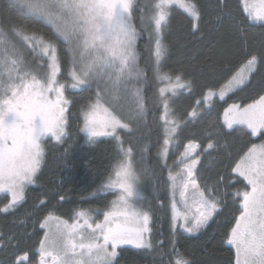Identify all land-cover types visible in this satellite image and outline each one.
I'll return each instance as SVG.
<instances>
[{
    "label": "snow or ice",
    "instance_id": "6c2138e0",
    "mask_svg": "<svg viewBox=\"0 0 264 264\" xmlns=\"http://www.w3.org/2000/svg\"><path fill=\"white\" fill-rule=\"evenodd\" d=\"M243 4L247 19L264 29V0ZM176 9L185 14L192 34L205 27L219 31L231 18L227 0H7L0 9V193L6 201L0 213L15 216L29 186L37 184L48 145L66 143L74 104L69 88L89 93L79 110L87 142L108 137L116 150L99 189L115 197L105 209L79 208L65 219L55 205L39 198L34 206L45 211L34 221L43 233L37 258L21 247L30 235L26 221L14 219V226L23 227L11 234L0 231V264H121L123 246L158 255L159 264H173V257L175 264H192L177 248V228L194 235L207 227L223 210L221 192L229 188L235 189L231 198L238 205L225 233L234 264H264V139L235 157L231 152L224 157L228 146L221 143L230 135L225 129L236 127L264 138V80L256 85L259 91L251 103L229 104L222 121L211 115L216 97L223 101L249 87L264 69V31L251 44L241 31L242 65L235 72L225 60L229 53L209 45L206 71L222 75L201 86L184 108L180 97L193 96L196 78L163 70L168 53L164 34ZM144 32L151 77L139 63L138 41ZM150 103L163 109L156 160L161 172L167 170V251L163 241L152 240L154 212L140 196L142 177L153 175L144 167L151 148L136 141L147 126ZM173 148L178 155L169 164ZM53 195L65 199L59 192Z\"/></svg>",
    "mask_w": 264,
    "mask_h": 264
},
{
    "label": "trees",
    "instance_id": "16d2710c",
    "mask_svg": "<svg viewBox=\"0 0 264 264\" xmlns=\"http://www.w3.org/2000/svg\"><path fill=\"white\" fill-rule=\"evenodd\" d=\"M6 2L7 0H0V9L6 5ZM139 2L145 4L147 0H139ZM201 2L206 4L207 0H201ZM227 3L231 18L223 22L219 31L210 32L205 27L202 33L192 34L185 14L179 9L173 12L170 27L164 34L168 53L163 63V70L165 72H184L188 78L195 77L197 80L193 96L188 97L185 93L180 97L181 107L187 108L198 97L201 86L214 83V80L222 75L221 72H217L210 76L206 71L204 59L209 45H216L219 49L229 53L225 55V60L231 71L235 72L242 65V57L238 54L244 47L241 31H244L250 38L249 44H251V38L258 37L259 33L264 31L259 23L247 19L242 0H227ZM135 23L139 27V19ZM148 44V35L147 32H144L138 41L139 63L142 68H148V75L151 77ZM66 72L67 63L64 66L65 75ZM61 79L63 80L64 77L62 76ZM261 80H264V69L255 77L253 84L249 87L238 90L234 94L230 93L223 101L216 97L211 109L212 117H220L222 121L223 110L229 104L251 103L256 98L259 91L256 85ZM154 91V86L149 87L148 96L153 97ZM68 94L70 101H74V104L70 105L69 136L66 137V143L55 146L48 145L46 160L38 174L37 184L29 186L27 199L23 206L16 210L15 216L0 213V231L9 234L17 227H23L21 225L14 226V219L26 221L27 232L30 235L24 240L21 247L29 251L33 260L37 258L35 249L43 235L39 230V224H34V221L41 218L45 211L43 207L34 206L38 204L39 198L45 199L49 207L55 205L56 214L65 217H70L73 211L79 208L105 209L115 198L109 192L99 191L109 174L110 165L114 163L113 158L116 156L114 142L108 137L98 138L95 144L87 142L86 134L80 131L82 122L79 118V110L89 93L81 92L79 89H70ZM149 106L152 111L147 117V126L141 129L136 141L139 145H148L151 148L144 167H147L153 175L143 176V181L147 185L148 194L152 199L153 242L163 241L164 249L167 251L168 238L171 234L170 227L164 229L163 226V223L170 217L169 195L165 184L167 170L161 172L156 160L159 147L157 140L161 131L158 124L163 109L162 106L156 108L151 103ZM225 131L230 132V135L221 141L222 144L226 143L228 146L224 151V157H227L228 152H231L235 157L238 151L246 150V147L251 143L264 139L259 136L252 137L250 132L242 127H236L235 130L225 129ZM187 134L186 131L185 135ZM65 148L68 149L66 154ZM176 155L178 152L173 148L168 160L169 164H172ZM224 163H228V160L224 159ZM203 174L208 175L206 172ZM239 186L237 185V187ZM234 190L233 188L222 190L221 198L226 200V204L216 219L211 221L207 227L194 235L177 233V248L183 254L184 259L190 260L192 264H234V250L225 242V233L230 227L232 217L236 214L238 207L231 198ZM54 191L59 192L65 199L60 200L59 196H54ZM161 202L164 207L160 206ZM3 203H6L5 199L0 198V206ZM125 249L126 251L121 256V264H159L161 259L158 255L154 256L131 248ZM176 259L173 257V264Z\"/></svg>",
    "mask_w": 264,
    "mask_h": 264
},
{
    "label": "rangeland",
    "instance_id": "374dc122",
    "mask_svg": "<svg viewBox=\"0 0 264 264\" xmlns=\"http://www.w3.org/2000/svg\"><path fill=\"white\" fill-rule=\"evenodd\" d=\"M243 2V0H242ZM250 3H254V4H259V0H249ZM244 6V4H243ZM241 67V66H240ZM70 90V88L68 89ZM68 99L70 100L69 98V94H68ZM261 141L259 142H256L257 144H259ZM149 192V189L147 187V185L144 183L143 181V177H142V184H141V187H140V196L143 197V200H142V204L145 206V207H150L152 209V199L150 197V195L148 194ZM169 195V194H168ZM0 198H4V194L0 193ZM169 205V204H168ZM95 209H98V208H95ZM72 216V215H71ZM70 216V217H71ZM64 217L65 219H69L70 217H65V216H62ZM102 219V216L100 217ZM171 213H170V217L167 219V221L165 223H163V226H164V229L170 227L171 229ZM153 229V228H152ZM177 233L179 234H183V235H189L188 233L186 232H183V230L177 228ZM152 240H153V233H152ZM228 245V244H227ZM230 246V245H229ZM124 248H131L130 246H123ZM231 247V246H230ZM133 249V248H131ZM136 250V249H135Z\"/></svg>",
    "mask_w": 264,
    "mask_h": 264
}]
</instances>
